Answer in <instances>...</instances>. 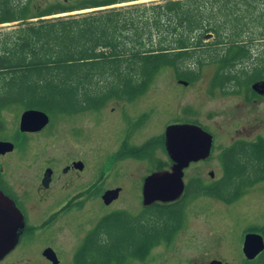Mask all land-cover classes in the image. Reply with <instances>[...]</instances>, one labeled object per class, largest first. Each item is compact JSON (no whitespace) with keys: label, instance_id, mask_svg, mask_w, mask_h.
Wrapping results in <instances>:
<instances>
[{"label":"trees","instance_id":"obj_1","mask_svg":"<svg viewBox=\"0 0 264 264\" xmlns=\"http://www.w3.org/2000/svg\"><path fill=\"white\" fill-rule=\"evenodd\" d=\"M129 1L137 0L55 3L31 14L30 0H0V23H17L0 30V112L13 104L74 112L90 108L95 98L99 106L109 96L130 99L166 66L188 81L210 66L212 86L223 93L243 86L248 98L257 95L250 84L264 80V0L110 6ZM86 8L95 9L45 18ZM91 77L95 81L89 89ZM156 144L160 146L159 138L153 137L139 149H127L125 156H151ZM218 153L223 176L217 182L204 186L200 177L190 176L174 201L152 202L135 217L114 212L100 219L74 256L75 264H122L124 256L133 255L134 244L141 246L138 258L143 260L177 234L189 197L209 195L232 202L245 187L264 179V134L251 141L237 139ZM115 218L117 225L106 227Z\"/></svg>","mask_w":264,"mask_h":264},{"label":"rangeland","instance_id":"obj_2","mask_svg":"<svg viewBox=\"0 0 264 264\" xmlns=\"http://www.w3.org/2000/svg\"><path fill=\"white\" fill-rule=\"evenodd\" d=\"M30 1V7L33 9L31 14H33L36 9L45 8L55 3L75 4L83 0ZM144 1L161 0H137L115 3L110 6L117 7ZM94 9H80L49 15L45 18L78 16ZM26 20H36V18H27ZM16 24V22L0 23V30H8L15 27ZM207 35L205 34L204 37ZM208 40L210 38H203V42H208ZM159 70V73L150 80V83L140 94L130 99L109 96L100 106L98 104L100 103L99 100L95 98L91 100L93 106L87 110H80L83 112L58 110L53 113L54 119L46 132L30 137L29 141L31 143L45 144V158H52L53 154L59 155L60 153L61 162H63L64 159L70 157L69 142L72 138L69 131L79 125L81 126L83 139L74 147V150L77 151L76 155L83 157L87 149H90L91 152L89 163L93 169L95 186L92 202L93 210L89 208L88 212H77L78 221L83 222L81 225L76 224L74 221H69L71 224L67 225L62 220L53 223L54 230L58 226L57 231L53 233L56 243L59 244L58 240L59 242L62 241V243L60 242L63 257L61 264L75 263L74 257L72 259L73 249L85 231L92 225L90 222L95 223L103 212L106 210L135 212L142 206V179L153 167L152 164H149L151 163L149 161V163H146L124 156L126 154H122L123 149L121 148L123 138L126 137L131 142L141 143L149 137L162 134L167 122L170 124L176 121H197L213 136V144L208 159L191 163L184 169V182H186L190 176L200 177L204 181L218 178L221 174L218 161V152L221 147L229 145L236 139L251 141L263 135L264 95H252L248 98L243 86H240L237 91L235 89L236 92L223 93L219 86H212L214 69L206 65L199 71L198 77L189 81L175 77L171 66ZM179 80L186 83L183 84ZM94 81L95 78L91 77L90 81L86 82L89 89H91ZM111 87L109 86V88ZM62 104L66 105L67 103ZM23 109L19 105L13 104L1 110L0 139H13L17 146L18 141H22L18 126ZM123 114L141 119V124L135 132L133 130L129 131V125L125 122ZM57 128L61 134L60 150L52 137V132H55ZM85 134L89 135L90 141L89 139L86 140ZM18 137H21V139ZM88 144H90V148ZM37 150L39 149L30 148L31 156H35ZM57 159L58 156L55 163H58ZM44 162L50 161H42V163ZM26 167L29 168L30 165L23 163L20 148L16 149V152L10 154L9 157L0 159V174L13 182L17 192L21 193L23 189L29 193L34 192V195L31 193L32 198L31 196L30 198H24L26 199L24 201L30 213V221L39 225L42 224L44 219V214L41 211H43L46 202H41L35 197L33 187L36 180L35 169H33V172L32 170L29 172ZM209 171L213 172V176H209ZM258 182L245 187V192L232 202L226 203L216 197H189L183 213V225L171 241L152 248L143 260H125V264H203L205 260L214 257L218 253L217 251L220 252L223 249L238 253V243L241 241L239 228L241 225H245L243 212L240 210L264 211V184L257 185ZM117 185L123 186L124 191L120 194L119 199L109 206V209H105L100 191L105 187ZM250 217L258 221H264V215L259 217L254 214ZM117 221L116 218L111 219L105 225L112 229L114 227L111 226L114 222L117 225ZM28 250L29 248H26V251ZM141 252L142 248L139 246L136 254ZM18 256L23 257L22 255ZM11 258L13 256L5 259L0 264H28L25 259L20 257L15 260ZM37 264H41V262ZM79 264L84 263L80 262Z\"/></svg>","mask_w":264,"mask_h":264},{"label":"flooded vegetation","instance_id":"obj_3","mask_svg":"<svg viewBox=\"0 0 264 264\" xmlns=\"http://www.w3.org/2000/svg\"><path fill=\"white\" fill-rule=\"evenodd\" d=\"M251 85V84H250ZM259 96H262L264 94H258ZM120 101V100H119ZM29 109V108H24ZM33 109H39V108H33ZM89 109V108H88ZM43 112H45L48 116V122L39 130L37 131H19V136L22 137V141H18V146L15 143V140L10 139H0L5 141H11L13 143V149L11 151H7L3 154H0V159H5L9 157L10 154L16 152V149L21 150L22 152V159L23 163L30 165L29 168L26 167V169L32 170L35 169V183L33 185L35 189V197L38 198L41 202H46L44 204L43 211H41L44 214V219L42 224H33L30 221V213L27 208V204L24 200V198H30L31 193L34 195V192L31 191L29 193L27 190L23 189L21 193L17 192L15 190V187L13 186V182L9 181L7 178L2 176L0 174V190L7 195L13 203L16 205V207L20 210V212L23 215V228L22 231L18 237V241L15 244V246L2 258L0 259V263L3 262L5 259L9 258L10 256H13L11 258L12 260L17 259V257H20L21 259H25L28 264H37L41 262V264H61L62 261V250L60 246V242L62 241L58 240V243H56V240L54 238V232L57 231L58 226L53 228V223H57L58 221L62 220L63 223L69 225L72 221H74L76 224H82L83 222L78 221L77 212L78 211H86L90 208H92V202H93V196H94V182H93V169L92 166L89 163V158H91V152L90 149H87L85 151V155L77 156V151L74 150V147L82 141L83 139L82 133H81V126L76 125L74 129H71V141L69 142V148H70V157L66 158L61 162L60 153L53 154L51 156L52 158H45L44 157V148L45 144H37V143H31L29 141L30 137L40 135L50 127L53 121V113L48 112L46 110L39 109ZM87 110V109H86ZM78 112V111H76ZM83 112V111H80ZM79 112V113H80ZM78 114V113H75ZM123 118L125 122L129 125L128 129L131 132L132 130L135 132L136 128H138L141 124V119H136L132 117H128L125 114H123ZM169 125V122L165 124L164 130L162 134H158V136H154L156 138H159L160 146H157V144L152 148V155H138L135 156H129L127 158L138 160V161H144L146 163L152 164V167L150 169V172L146 174L142 179L141 184V195H142V185L143 180L146 176L152 174V173H161L164 171H170L173 166V160L168 155L166 146H165V138H164V131L166 126ZM133 132V133H134ZM89 134V132H87ZM85 134L86 140L89 139V135ZM264 134V133H263ZM60 130L57 128L56 131L52 132V137L54 141L57 143V146L60 150L61 145V139H60ZM132 136V135H130ZM21 137H18L21 139ZM153 137H149L146 140H144L141 143H135L131 142L128 138H123L121 142V148L122 154L124 155L126 150L129 149L130 152L134 151V149L141 148L146 141L151 139ZM237 140V139H236ZM235 141V140H234ZM232 143V142H231ZM89 148H90V144ZM145 146V145H144ZM30 148H38V152L35 154V156H31L30 154ZM58 156V163H55L56 158ZM125 156V155H124ZM125 159V158H124ZM208 158L196 161L201 162L203 160H206ZM42 161H50V162H44ZM149 161V162H148ZM218 161L220 164L221 174L218 178L209 180V181H203L202 185L209 186L214 184V182H217L222 176H223V168L221 161L218 157ZM191 162V163H196ZM190 163V164H191ZM189 164V165H190ZM32 168V169H31ZM3 169V168H2ZM1 169V170H2ZM28 172V173H29ZM31 175V174H30ZM34 175V173H32ZM209 176H213V172L209 171ZM260 182L258 184H264V179L259 180ZM30 183V181H28ZM186 183V182H185ZM119 189L116 196L109 201L108 203L104 202V208L109 209V206H111L113 203H115L118 199L120 194L124 191L123 186L117 185V186H109L103 188L102 191H100V197L102 199L103 195L106 191ZM204 197H213L209 195H203ZM33 196H31L32 198ZM102 201H104L102 199ZM155 202V201H154ZM152 203V202H151ZM150 205L149 204H143V195H142V206H140V209L135 212H130L128 210H106L103 212L100 216V218L94 223L91 221L92 225L85 231V233L82 235V238L79 239L77 242L78 244L75 246V248L72 251V259L74 255H76L77 251L79 250L80 246L84 243L86 235L88 232H90L95 224L98 223V221L102 218H109L110 213L114 212H124L132 217L137 216L143 207ZM243 212V216L245 219V225H241L239 228V231L241 232V241L238 243V253H233L232 251H217L218 253L208 259L205 260L203 264H264V221H258L256 219H252L251 215H256L259 217H263L264 211H257V210H240ZM71 221V222H69ZM61 224V223H60ZM59 224V225H60ZM74 226V224L72 223ZM39 234H41L39 237H37ZM250 234L256 235L255 237L249 238V243L246 247V251L244 248V242L246 240V237H249ZM169 243V242H168ZM259 243H261V248L259 251L255 253L256 248L259 246ZM134 252L133 255L128 254V256H124L123 261L125 264V260H131L136 259L138 260L137 250L139 245L134 244ZM26 248H29L28 251H26ZM18 255H22L18 256ZM24 260V261H25ZM140 260V259H139ZM36 261V262H35ZM75 264V263H73Z\"/></svg>","mask_w":264,"mask_h":264},{"label":"water","instance_id":"obj_4","mask_svg":"<svg viewBox=\"0 0 264 264\" xmlns=\"http://www.w3.org/2000/svg\"><path fill=\"white\" fill-rule=\"evenodd\" d=\"M179 82H186L179 80ZM251 89L264 94V80L251 83ZM48 122V116L39 109H25L20 114L19 131H37ZM165 146L168 155L173 160L170 171L152 173L143 180V204L154 201L171 202L176 200L184 189V169L190 162H196L209 156L212 146V135L201 126L180 122L166 126L164 131ZM13 149L11 141L0 140V154ZM118 188L106 191L102 199L105 203L111 201L117 194ZM24 224L23 215L13 201L0 190V259H2L17 243ZM246 237L244 248L249 243ZM256 238V237H255ZM261 243L255 253L260 250Z\"/></svg>","mask_w":264,"mask_h":264}]
</instances>
